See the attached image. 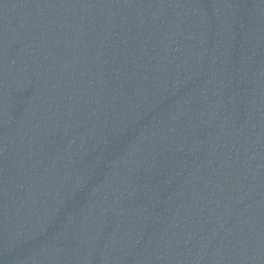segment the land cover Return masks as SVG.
Segmentation results:
<instances>
[{
  "label": "water",
  "instance_id": "1",
  "mask_svg": "<svg viewBox=\"0 0 264 264\" xmlns=\"http://www.w3.org/2000/svg\"><path fill=\"white\" fill-rule=\"evenodd\" d=\"M0 264H264V0H0Z\"/></svg>",
  "mask_w": 264,
  "mask_h": 264
}]
</instances>
